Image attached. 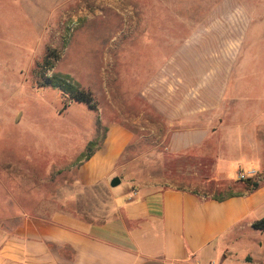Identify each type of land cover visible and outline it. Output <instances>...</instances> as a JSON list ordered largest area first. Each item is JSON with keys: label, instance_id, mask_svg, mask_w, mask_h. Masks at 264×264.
I'll list each match as a JSON object with an SVG mask.
<instances>
[{"label": "crops", "instance_id": "crops-1", "mask_svg": "<svg viewBox=\"0 0 264 264\" xmlns=\"http://www.w3.org/2000/svg\"><path fill=\"white\" fill-rule=\"evenodd\" d=\"M206 15L172 57L144 60L141 115L147 108L172 124L168 153L211 171H255L258 188L238 181L237 192L216 200L131 181L112 187L134 135L109 123L78 168L82 187H108L109 218L90 223L37 200L32 215L19 200L7 213L3 196L0 264H264V232L252 228L264 218V0H219Z\"/></svg>", "mask_w": 264, "mask_h": 264}, {"label": "rangeland", "instance_id": "rangeland-1", "mask_svg": "<svg viewBox=\"0 0 264 264\" xmlns=\"http://www.w3.org/2000/svg\"><path fill=\"white\" fill-rule=\"evenodd\" d=\"M217 1L0 0V204L3 196L9 201L7 213L19 200L32 215L37 200L39 208L90 223L108 219V187H82L78 168L89 142L92 152L113 122L134 135L118 164L122 186L131 181L214 199L239 190L231 184L246 181L238 180L245 169L211 171L204 161L168 153L172 124L147 108L141 115L140 91L150 76L144 60L172 57ZM54 74L69 76L92 106L52 88Z\"/></svg>", "mask_w": 264, "mask_h": 264}, {"label": "trees", "instance_id": "trees-1", "mask_svg": "<svg viewBox=\"0 0 264 264\" xmlns=\"http://www.w3.org/2000/svg\"><path fill=\"white\" fill-rule=\"evenodd\" d=\"M57 57H55L56 59ZM48 59V58H47ZM47 65H49V69H52V63L51 65L46 62ZM48 84L54 88L57 89L61 94L64 96H67L70 100H74L77 102H84L87 103V105L92 106V97L90 94L86 93V91L79 88V86L72 81V79L67 75H61V74H54V76L48 78ZM94 146V142H89L87 146V151L83 153L80 156L81 160H87L90 155V147ZM245 186L248 190H255L258 188V183L251 180L244 181ZM214 199V198H213ZM223 198L216 199V200H222ZM252 228L258 231L264 232V218H261L257 221H255L252 224Z\"/></svg>", "mask_w": 264, "mask_h": 264}, {"label": "built area", "instance_id": "built-area-1", "mask_svg": "<svg viewBox=\"0 0 264 264\" xmlns=\"http://www.w3.org/2000/svg\"><path fill=\"white\" fill-rule=\"evenodd\" d=\"M258 177V173L255 171H250L247 174H243L242 172L238 173V180L243 181V180H251L255 179Z\"/></svg>", "mask_w": 264, "mask_h": 264}, {"label": "water", "instance_id": "water-1", "mask_svg": "<svg viewBox=\"0 0 264 264\" xmlns=\"http://www.w3.org/2000/svg\"><path fill=\"white\" fill-rule=\"evenodd\" d=\"M119 183H120V179H119V178H114V179L111 181L110 185H111L112 187H115V186L119 185Z\"/></svg>", "mask_w": 264, "mask_h": 264}]
</instances>
